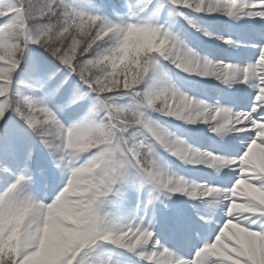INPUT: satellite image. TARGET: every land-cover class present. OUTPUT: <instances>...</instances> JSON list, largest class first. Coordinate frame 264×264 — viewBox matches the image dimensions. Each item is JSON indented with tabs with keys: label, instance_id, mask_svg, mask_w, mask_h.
I'll list each match as a JSON object with an SVG mask.
<instances>
[{
	"label": "snow or ice",
	"instance_id": "snow-or-ice-1",
	"mask_svg": "<svg viewBox=\"0 0 264 264\" xmlns=\"http://www.w3.org/2000/svg\"><path fill=\"white\" fill-rule=\"evenodd\" d=\"M0 264H264V0H0Z\"/></svg>",
	"mask_w": 264,
	"mask_h": 264
}]
</instances>
